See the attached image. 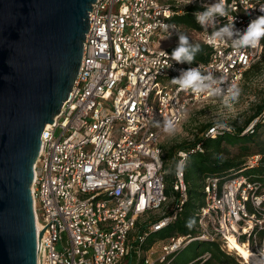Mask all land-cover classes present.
<instances>
[{"label": "built area", "instance_id": "2783aa9c", "mask_svg": "<svg viewBox=\"0 0 264 264\" xmlns=\"http://www.w3.org/2000/svg\"><path fill=\"white\" fill-rule=\"evenodd\" d=\"M217 2L92 4L77 75L60 111L41 132L33 165L31 192L42 231L37 264H169L168 256L193 241H221L226 247L229 236L249 246L264 245V234L259 235L264 230V182L234 172L225 178H204V202L192 225L195 234L168 237L153 261L147 255L151 245L143 248L151 234L178 218L188 198L186 159L189 153L203 151L196 142L174 153L168 195L163 135L195 102L231 97V86L239 88L243 72L264 56V39L256 47L241 49L232 46L235 37L210 41L211 34L233 17L235 28L243 32L261 14L258 8L264 0H226L228 15H216L214 25L202 27L195 19L199 30L188 32L211 49L205 61L178 63L168 48L160 47L162 40H173L186 30L171 18L188 7H195V18ZM189 69L207 77L205 90H181L172 82ZM256 121L243 132H252ZM222 130L229 128L214 123L204 135L215 137ZM258 161L259 155H252L246 165L253 167Z\"/></svg>", "mask_w": 264, "mask_h": 264}, {"label": "water", "instance_id": "95a60500", "mask_svg": "<svg viewBox=\"0 0 264 264\" xmlns=\"http://www.w3.org/2000/svg\"><path fill=\"white\" fill-rule=\"evenodd\" d=\"M95 0H0V264H37L31 184L78 72Z\"/></svg>", "mask_w": 264, "mask_h": 264}, {"label": "trees", "instance_id": "16d2710c", "mask_svg": "<svg viewBox=\"0 0 264 264\" xmlns=\"http://www.w3.org/2000/svg\"><path fill=\"white\" fill-rule=\"evenodd\" d=\"M194 9L195 7H188L184 14L174 16L171 18V21L183 26L186 29L185 31H198L199 26L192 15ZM197 45H199V50L194 54V59L189 63L205 61L209 57L211 49L203 44ZM176 47L177 46H174L168 49L172 53ZM263 71L264 56L243 72L240 86L245 88V86H248L249 82H251V80L254 79L256 75ZM255 118H257V121L253 127V131L243 132L244 127ZM263 122L264 96L260 98L258 103L254 106L252 113L246 120H244L243 125H238L237 121L235 120L231 121L226 123L229 130H222V132L217 134L215 137H209L205 136L204 133L208 127L214 124L210 122L205 126H201L199 134L192 142H181L174 147H171L166 155L163 154L165 168L167 169L168 159H173V154L177 150H188L189 147L193 146L196 142L201 143L203 150L189 153L186 159L184 165V178L188 198L183 206L182 211L179 213L178 218L159 232L151 234L143 245L144 249L148 248L149 245H152L151 243L154 242L153 239L157 234H161L163 238H168L176 234H195V230L193 229L192 225L195 222L197 210L203 205L204 202V178L208 176L225 178L229 177L234 172H239L252 180L264 182V137L261 136L264 130H262V132L259 131L261 129V123ZM252 145L255 146L254 148L256 150H252ZM233 147H237V149L232 150ZM252 155H259L258 164L253 167H247L246 163ZM169 176H172V172H168L166 174V194L168 195H170L172 191L171 186L168 185ZM197 196H201L202 198V201H199L200 203L195 201ZM190 208L196 209L193 213H190ZM263 234L264 230L259 232L260 236ZM198 242H208L211 245V248L209 251H207L209 252L210 256L203 260V264H242L232 255L224 252V250L220 248L219 242ZM170 257L172 258L170 255L167 257V260ZM199 257L200 255L193 259L190 264H194L197 261L201 262V259L197 260ZM169 264H172L171 260Z\"/></svg>", "mask_w": 264, "mask_h": 264}, {"label": "rangeland", "instance_id": "374dc122", "mask_svg": "<svg viewBox=\"0 0 264 264\" xmlns=\"http://www.w3.org/2000/svg\"><path fill=\"white\" fill-rule=\"evenodd\" d=\"M181 35H184L188 38L190 46H195L197 44H200L197 38L193 34L184 30L183 32L180 33V35L177 38H174L173 40L171 38L170 40L169 39L162 40L160 43V47L171 48L174 46H178L179 37ZM238 89H239V95L235 99H233L232 97H224V98L213 97V98L203 99L191 105L185 112L181 122L175 128L171 129L169 132L163 135L161 139V147L163 153L166 155L171 147H174L175 145L181 142H185V143L192 142L199 134L201 126L203 125L205 126L210 122L226 124L235 120L237 121L238 125H243L244 120H246L252 113L254 106L258 103L260 98L264 96V71L256 75L255 78L252 79L251 82H249L248 86L242 88L239 85ZM247 126H245L244 128H246ZM262 130H264V122L261 123V129L259 131L262 132ZM58 133L59 131L56 132V135ZM261 136L264 137V131L262 132ZM254 147L255 146L252 145V150H256ZM236 149L237 147L232 148V150H236ZM172 160H173L172 158L168 159V163H167V170L169 173H171L173 170ZM171 180H172V176L171 177L169 176L168 177L169 186H171ZM201 199H202L201 196H197L195 198V201L201 202L202 201ZM195 209L190 208V213H193ZM166 239L167 238H163L161 234H157L154 237L153 239L154 242L151 243L152 244L151 248L147 254L148 259L150 261L155 260L162 254L161 247L166 242ZM217 242H219L220 248H222L224 252L232 255L240 263L247 264L236 252L235 246L233 247L230 246L229 243H226L225 245L226 247H223L221 241H217ZM237 244L251 249V251L258 253L264 259V245H262L260 242H258L257 244H255V242L254 243L251 242V245L249 246L246 242L242 243L237 240ZM245 244H247L248 246H246ZM255 247L258 250H255ZM210 248L211 245L208 242H198V241L192 242L189 245L185 246V248L181 249L175 255H172V258L169 259V262L171 260L172 264L173 263L189 264L198 255L207 256V253L209 254V252L207 251H209ZM203 260L201 262L197 261L194 264H203Z\"/></svg>", "mask_w": 264, "mask_h": 264}, {"label": "clouds", "instance_id": "9594fccd", "mask_svg": "<svg viewBox=\"0 0 264 264\" xmlns=\"http://www.w3.org/2000/svg\"><path fill=\"white\" fill-rule=\"evenodd\" d=\"M192 3V0H185V4ZM260 15L251 19L246 29L240 32L235 28L234 17L230 24H225L219 30L214 31L210 36V41H222L225 37L229 39L235 37L232 46L237 49L256 47L261 39H264V6L258 8ZM198 24L205 27L206 24L214 25V17L227 16L228 9L226 7V0H219V2L210 5L202 12L194 14ZM165 30L167 25L164 26ZM199 50V45L190 46L188 38L184 35L179 37V45L172 51L171 58L179 62H191L194 59V54ZM207 77L201 75L197 69H189L182 73L179 78H173V83L179 85L181 90L192 89L199 93L205 90L208 86L203 83ZM219 90H217L218 92ZM231 97L235 99L239 95V89L235 84L229 89ZM172 121L166 123V130H170Z\"/></svg>", "mask_w": 264, "mask_h": 264}, {"label": "bare ground", "instance_id": "6f19581e", "mask_svg": "<svg viewBox=\"0 0 264 264\" xmlns=\"http://www.w3.org/2000/svg\"><path fill=\"white\" fill-rule=\"evenodd\" d=\"M36 228L37 231L40 232V226L36 223ZM230 246H235L236 252L240 255V257L245 261L247 264H264V259L258 254L251 249L247 247L240 246L237 244V240L234 236H229L228 241ZM248 246L247 244H245Z\"/></svg>", "mask_w": 264, "mask_h": 264}]
</instances>
